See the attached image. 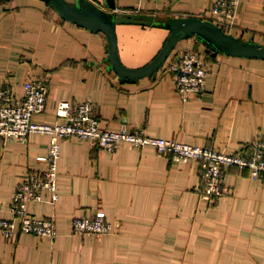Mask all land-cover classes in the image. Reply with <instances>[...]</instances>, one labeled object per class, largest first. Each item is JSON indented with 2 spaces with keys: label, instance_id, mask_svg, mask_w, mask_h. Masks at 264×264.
I'll return each mask as SVG.
<instances>
[{
  "label": "crops",
  "instance_id": "obj_1",
  "mask_svg": "<svg viewBox=\"0 0 264 264\" xmlns=\"http://www.w3.org/2000/svg\"><path fill=\"white\" fill-rule=\"evenodd\" d=\"M106 5L105 0H96ZM115 11L146 12L159 19L200 16L214 19L215 0H113ZM119 55L133 68L151 61L170 30L162 25L118 23ZM227 31L264 43V0H238ZM199 49L209 73L203 94L185 99L166 67L156 77L126 81L109 68L108 42L99 32L66 20L45 0L0 2V87L23 94L28 78L49 85L39 121L55 123L61 101L94 102L105 129L122 124L146 134L175 138L226 152L264 140V59L215 52L196 37L173 51ZM50 135L0 142V218H12L15 188L48 152ZM60 197L30 201L28 212L53 218L55 238L0 229V264H264V176L226 168L230 193L203 196V165L176 161L152 145L122 144L107 150L76 136L61 140ZM101 213L111 228L83 234L73 218Z\"/></svg>",
  "mask_w": 264,
  "mask_h": 264
},
{
  "label": "built area",
  "instance_id": "obj_2",
  "mask_svg": "<svg viewBox=\"0 0 264 264\" xmlns=\"http://www.w3.org/2000/svg\"><path fill=\"white\" fill-rule=\"evenodd\" d=\"M238 0H215L211 11L217 24L228 29L234 23ZM164 67L174 77L176 89L187 99L200 97L208 79L209 68L199 49L185 48L179 55L169 56ZM49 85L43 77L28 78L23 94H17L7 85L0 87V142L4 139H26L32 132L48 133L50 141L46 155L39 157L44 163L42 171L30 172L15 188L10 210L12 218H0V229L6 237L15 235L16 220L24 232L55 238L56 222L53 218H38L28 212L30 201L42 200L43 190H49L52 203L60 197L58 161L62 152L61 140L76 136L107 150H115L122 144L137 147L152 145L160 154L170 155L176 161L199 160L203 165L204 183L200 186L203 196L216 200L230 193L226 183L227 166L236 165L249 171L253 178L264 176V140H252L234 152H226L205 145H197L175 138L146 134L142 129H130L127 124L117 130L105 129L96 113L93 101L63 100L57 115L65 121L49 123L39 121L35 114L45 110ZM73 226L83 234H103L111 224L101 213L73 218Z\"/></svg>",
  "mask_w": 264,
  "mask_h": 264
},
{
  "label": "water",
  "instance_id": "obj_3",
  "mask_svg": "<svg viewBox=\"0 0 264 264\" xmlns=\"http://www.w3.org/2000/svg\"><path fill=\"white\" fill-rule=\"evenodd\" d=\"M2 0H0L1 2ZM66 20L86 27L94 32H103L108 42L109 68L126 81H136L145 76L156 77L178 43L190 37H196L199 43H205L215 52L235 56L264 59V43L242 39L225 30L210 18L200 16H180L171 19H159L152 13L115 11V2L105 0L106 5L96 0H45ZM118 23H140L145 25H163L170 29L163 46L157 55L142 67L126 65L118 48Z\"/></svg>",
  "mask_w": 264,
  "mask_h": 264
},
{
  "label": "trees",
  "instance_id": "obj_4",
  "mask_svg": "<svg viewBox=\"0 0 264 264\" xmlns=\"http://www.w3.org/2000/svg\"><path fill=\"white\" fill-rule=\"evenodd\" d=\"M52 8H53V6L50 4V3H48ZM54 9V8H53ZM163 26V25H162ZM167 28V27H166ZM169 29V28H168ZM170 30V29H169ZM101 32V31H100ZM101 33H103V32H101ZM104 34V33H103ZM105 35V34H104ZM106 36V35H105ZM116 73V72H115Z\"/></svg>",
  "mask_w": 264,
  "mask_h": 264
}]
</instances>
